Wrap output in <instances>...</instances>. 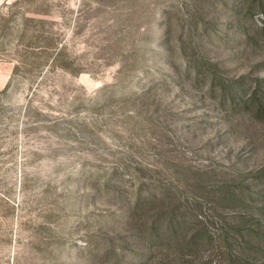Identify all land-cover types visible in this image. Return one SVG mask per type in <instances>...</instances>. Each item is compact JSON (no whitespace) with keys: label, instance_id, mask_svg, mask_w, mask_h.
Listing matches in <instances>:
<instances>
[{"label":"rangeland","instance_id":"374dc122","mask_svg":"<svg viewBox=\"0 0 264 264\" xmlns=\"http://www.w3.org/2000/svg\"><path fill=\"white\" fill-rule=\"evenodd\" d=\"M198 2L0 0V264H264V0Z\"/></svg>","mask_w":264,"mask_h":264},{"label":"trees","instance_id":"16d2710c","mask_svg":"<svg viewBox=\"0 0 264 264\" xmlns=\"http://www.w3.org/2000/svg\"><path fill=\"white\" fill-rule=\"evenodd\" d=\"M209 2H210V0H201L200 3L198 2L199 6H200V8L198 10H199V12H201V14L204 11H207L210 8V3ZM184 9L186 11H189L190 8H189V6L188 7L186 6V7H184ZM164 12H165L164 19H167L169 17L170 10H167V11H164ZM199 12L197 13V16L200 15ZM225 12H228V10L225 11ZM152 17L154 19L152 21L153 25L155 27L154 29L156 30V29H158L160 27V25L162 23L161 21H164V20L160 19V18H157V14L156 13H153ZM196 19L197 18L195 17V15H190L189 16V22H190L191 26L194 25ZM163 32H164L163 30L160 31V34H159V40L160 41H161V38H162L161 33H163ZM158 54H159L158 57L161 59L160 51L158 52ZM144 62L145 61H144L143 57L135 59V61H133L132 65H131V68H130L131 70H133L135 72V80L138 83V85H141L143 80L146 81V82H148L150 80L151 74L148 72L149 69L144 66ZM156 67L157 68H155V69H159L158 65H156ZM138 75H140V77H138ZM212 79L213 78H211V80ZM170 80H174V79H170ZM233 89L234 88L232 87V85H229V86L225 85L224 88L222 90H220L222 99L224 100L225 98L233 97V95L236 94V91L233 90ZM177 231H179V229L177 227L173 228L171 230L170 234L165 237L166 240L164 242L167 243L170 238L175 236ZM227 234L228 233H226V232L225 233L222 232V234L218 235L217 240H213V238H208V241L206 243H210L211 244V242H213V241H219V242L225 241L226 242L227 239H228V235ZM189 243L190 244H194V240L191 238ZM261 243L264 244V235H262V242ZM237 259H238V262H240V263L250 264L247 261V256L244 255V254H240V256H238ZM252 264H254V263H252Z\"/></svg>","mask_w":264,"mask_h":264}]
</instances>
